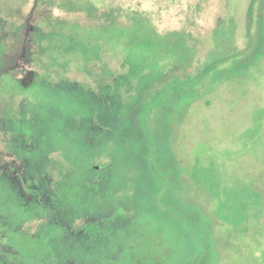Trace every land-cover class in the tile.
<instances>
[{"label": "rangeland", "instance_id": "rangeland-1", "mask_svg": "<svg viewBox=\"0 0 264 264\" xmlns=\"http://www.w3.org/2000/svg\"><path fill=\"white\" fill-rule=\"evenodd\" d=\"M0 264H264V0H0Z\"/></svg>", "mask_w": 264, "mask_h": 264}, {"label": "trees", "instance_id": "trees-1", "mask_svg": "<svg viewBox=\"0 0 264 264\" xmlns=\"http://www.w3.org/2000/svg\"><path fill=\"white\" fill-rule=\"evenodd\" d=\"M31 18H32V16H30V17H29V20L26 22V28H29L28 26L30 25V20H31ZM28 23H29V24H28ZM24 36H25V34H24ZM24 40H25V39H23V44H22V45H24V43H25ZM21 49H23V48H21ZM95 167H96V166H95ZM95 167H94V168H95ZM97 167H98V166H97Z\"/></svg>", "mask_w": 264, "mask_h": 264}, {"label": "water", "instance_id": "water-1", "mask_svg": "<svg viewBox=\"0 0 264 264\" xmlns=\"http://www.w3.org/2000/svg\"><path fill=\"white\" fill-rule=\"evenodd\" d=\"M97 168H100V167H97Z\"/></svg>", "mask_w": 264, "mask_h": 264}]
</instances>
